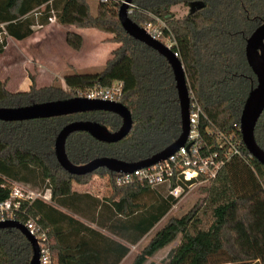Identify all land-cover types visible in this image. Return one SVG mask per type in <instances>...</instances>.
Segmentation results:
<instances>
[{
	"label": "trees",
	"instance_id": "1",
	"mask_svg": "<svg viewBox=\"0 0 264 264\" xmlns=\"http://www.w3.org/2000/svg\"><path fill=\"white\" fill-rule=\"evenodd\" d=\"M196 2L204 7L181 19L172 12L173 7ZM132 4V21L141 27L159 26L161 39L171 41L182 61L191 102L197 101L207 116L200 122L202 136L216 144L218 133L234 134L242 141L243 153L201 188L205 197L198 205L156 233L133 264H147L180 236L166 264H264V166L250 156L239 130L246 100L257 86L246 44L264 23V0H134ZM119 8L101 0L95 13L88 0H0V54L9 37L25 40L33 36L34 27L49 24L53 17L59 25L111 35L108 41L120 45L101 71L67 74L66 88L56 81L38 87L32 76L29 91L11 92L7 81L0 79V108L69 100L78 89L124 82L120 102L131 112L132 131L115 144L100 142L86 132L73 133L67 139L66 153L74 165L105 157L141 162L165 150L182 133L171 66L157 51L124 31ZM66 42L80 51L83 37L68 32ZM77 121L97 122L110 132L122 126L118 115L104 111L0 121V201L10 198L13 183L38 190L41 197L22 202L21 220L33 219L48 229L52 264H120L131 252L130 246L149 235L181 198L170 196L165 186L138 181L117 186V173L105 168L85 176L66 172L57 161L55 142L66 125ZM255 136L264 150V113ZM96 177L107 180L109 193L102 198L76 190L77 185H89ZM32 257V245L20 230L0 229V264H30Z\"/></svg>",
	"mask_w": 264,
	"mask_h": 264
},
{
	"label": "water",
	"instance_id": "2",
	"mask_svg": "<svg viewBox=\"0 0 264 264\" xmlns=\"http://www.w3.org/2000/svg\"><path fill=\"white\" fill-rule=\"evenodd\" d=\"M133 1L126 0V3L122 4L119 8L118 16L120 23L129 36L157 51L171 66L181 107L182 133L178 140L165 150L141 162L128 163L115 158L105 157L95 159L86 165L78 166L70 162L66 153L67 139L73 133L86 132L94 139L108 144L118 143L130 134L133 128V118L129 109L121 102L72 98L25 107L0 108V121L3 122H23L96 111L110 112L118 115L122 119V126L116 132H110L103 125L93 121L73 122L66 125L59 132L55 142L57 161L71 175L85 176L101 168L117 174L133 173L139 169L150 167L169 159L186 145L190 132L191 91L185 68L178 55L174 52L173 47H169L154 38L145 28L132 21L130 9ZM203 7L200 3H192L189 5L190 13H194L197 9ZM246 58L257 78V86L252 89L244 105L240 118V132L249 154L264 166V150L257 143L255 136L257 124L264 113V23L247 40ZM2 228H16L20 230L33 248V257L30 264H41L39 245L23 224L16 221H8L0 223V229Z\"/></svg>",
	"mask_w": 264,
	"mask_h": 264
},
{
	"label": "built area",
	"instance_id": "3",
	"mask_svg": "<svg viewBox=\"0 0 264 264\" xmlns=\"http://www.w3.org/2000/svg\"><path fill=\"white\" fill-rule=\"evenodd\" d=\"M101 1L114 2L120 7L126 3V0ZM130 12L132 13L131 9ZM55 21V17L50 18V22ZM152 27L153 25L149 24L143 28L154 38L160 40L161 31L152 33L150 31ZM75 94V98L120 102L124 94V82L117 81L109 87L95 85L85 90L78 89ZM202 118H207L202 107L197 101L191 102L190 132L186 145L163 162L133 173L116 174L114 179L116 185L125 186L138 181L152 187L165 186L170 196L177 199L185 196L196 185L208 186L234 156L243 157L240 149L242 141L238 140L234 134L227 137L218 133L216 144H210L201 133ZM215 146L220 150L215 149ZM174 182L177 185L172 187ZM37 197H41V195L34 194L31 189L22 184L13 183L10 198L0 201V223L16 221L23 224L39 245L41 264H52L48 229L43 228L33 219H29L25 223L22 221V202L31 201Z\"/></svg>",
	"mask_w": 264,
	"mask_h": 264
},
{
	"label": "rangeland",
	"instance_id": "4",
	"mask_svg": "<svg viewBox=\"0 0 264 264\" xmlns=\"http://www.w3.org/2000/svg\"><path fill=\"white\" fill-rule=\"evenodd\" d=\"M88 1L90 3L92 12L95 13L97 9V4L99 3L100 0H88ZM131 10L133 11L132 7ZM172 12L176 15L177 18L181 19L190 12V9L188 6L178 5L172 8ZM57 24L58 23L55 21L54 22L55 30L53 27H49L48 29L37 30L36 31L37 35L27 43L19 44L14 42L13 40H7V47L4 53L0 54V78L3 81H7V89L9 91L12 92V90H15V87L13 86H15L17 80L21 83L25 78L30 79L33 76L37 79L40 75H42V77L40 78L41 81L44 82L45 80H47L44 79V77L47 78L46 75L41 73L40 70L41 69L40 63L42 61V58L43 59L48 58L49 57L48 52L62 53L64 49L65 31ZM159 30H160L159 26L157 25L156 26L153 25V27L150 28V31L152 33H157ZM81 32L85 33L87 44H89V47L92 50L91 57L95 59V60L93 59L92 61L93 63L96 62L97 67H93V70H86V71L79 70L78 69L79 67H77V70L75 69L73 70L78 73H89V74L97 73L102 70L99 67L101 63L106 62L107 61L106 59H108L111 56L112 51H114L117 47H119V45L110 41H106V38L109 36L97 30L85 29L82 30ZM160 40L167 46L173 47L170 40H166V39H160ZM45 45L49 46L48 50H46ZM88 50L89 48L88 46H86L83 53L84 54L88 53L87 52ZM42 56H44L45 58ZM73 70L70 73L74 72ZM60 72L57 73V77L55 81L63 88H66L67 86L64 80L66 75ZM42 85H45V83H43ZM94 179L95 180L93 181V186L96 187L95 188L96 192L99 193L100 196H105L106 194H108L109 189H107V180L100 179L97 177ZM203 187H205V185H196L185 196H183L179 200V203L168 214L169 216L167 215L168 218L166 221H164L163 226H165L172 218H182L183 216L187 215L196 205H198L201 202V200L205 197V195H203L200 191L201 188ZM33 192L34 194H37L38 190H33ZM44 199L47 200L48 198L44 197ZM157 232L158 229L157 231L154 230V232H151V234L147 236L146 240L143 242L142 247L139 249V251H137V255H139V253H141L143 249L150 243V241L153 239V237L156 235ZM180 241H181V236L168 248L157 253L153 258H151L148 261L147 264H166L169 253L180 244Z\"/></svg>",
	"mask_w": 264,
	"mask_h": 264
},
{
	"label": "crops",
	"instance_id": "5",
	"mask_svg": "<svg viewBox=\"0 0 264 264\" xmlns=\"http://www.w3.org/2000/svg\"><path fill=\"white\" fill-rule=\"evenodd\" d=\"M57 25H59V24H57ZM0 26L3 27V25H0ZM49 27H53L54 30H55L54 22H51V23H49V24H47L45 26L38 25V26L34 27L33 28V30H34L33 36H31V37H29V38H27L25 40L17 41V40H15L13 38H10V37L8 38V40H13L14 42L19 43V44L27 43V42L31 41L37 35V33H36L37 30H39V29H41V30L42 29H48ZM59 27H61L65 31L64 32V49H63L62 53H59V52L58 53H56V52L49 53L48 52V56H49V57L47 56L48 58H45L44 56H42L45 59L42 58V61L40 63V65H41V69L40 70H41V73L46 75L47 78L44 77V79H47V80H45L46 82L45 81L44 82L41 81L40 78L42 77V75H40L36 79V83H37L38 87L51 86L54 83V81H55V79L57 77V73L60 72V71H63V72H60V73H64V75H67L73 69L77 70V67H79L78 68L79 70H85V71L86 70H93V67H97L96 62L93 63V61H92L94 58L91 57L92 56V50L89 47V44H87V39H86L85 33L81 32L82 30H85V29H77V28H75L73 26H63V25H59ZM91 30H96V29H91ZM68 32H76V33L80 34L83 37V46H82V49L80 51H74L72 48H70L67 45L66 35H67ZM108 36L109 37L106 38V41H108L110 38H112L111 35H108ZM86 46H88L89 50L87 51L88 53L84 54L83 51L86 48ZM48 47H49L48 45H45L46 50H48ZM119 47H120V45H119ZM119 47H117V48H119ZM112 53H113V51H112ZM112 53H111V56L108 59H106L107 60L106 62H104V63L102 62L101 63V65L99 66L101 69H103L104 66L106 65V63L112 58ZM42 55H43V53H42ZM40 81H41V83H40ZM21 83L17 80L16 83H15V86H13V87H15V90H12V92L29 91V89H30V87L32 85L31 80L28 79V78H25V79H23V81ZM43 83H45V85H42ZM93 181L89 185H85V186L77 185L76 186V190H78L79 192H89V193H91V194H93V195H95L97 197H101L102 198L103 196H100V194L96 192V189H95L96 187L93 186ZM92 188H93V190H92ZM107 189H109L108 185H107ZM168 216H166L151 232H154V230L157 231V229H158V231H160L164 227L163 226L164 225V221L167 220ZM76 218H78V217H76ZM80 220L83 223H85L87 225H91L93 228L98 229L95 225H92L87 220H85V219H80ZM151 232H150V234H151ZM105 234L111 236L108 232H105ZM147 236L144 239H142V241L140 243H138L137 245L130 246L131 252L129 253V255L120 264H133L134 259L137 256V251H139V249L142 247L143 242L146 240ZM165 249H163V250H165ZM163 250H161V251H163Z\"/></svg>",
	"mask_w": 264,
	"mask_h": 264
},
{
	"label": "flooded vegetation",
	"instance_id": "6",
	"mask_svg": "<svg viewBox=\"0 0 264 264\" xmlns=\"http://www.w3.org/2000/svg\"><path fill=\"white\" fill-rule=\"evenodd\" d=\"M190 9V8H189Z\"/></svg>",
	"mask_w": 264,
	"mask_h": 264
}]
</instances>
